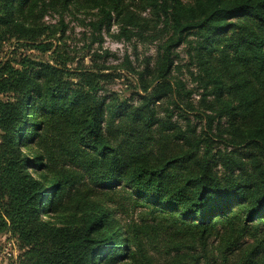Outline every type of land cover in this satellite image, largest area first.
I'll return each mask as SVG.
<instances>
[{"label":"trees","instance_id":"obj_1","mask_svg":"<svg viewBox=\"0 0 264 264\" xmlns=\"http://www.w3.org/2000/svg\"><path fill=\"white\" fill-rule=\"evenodd\" d=\"M71 5L159 44L134 102L106 64L0 63V232L21 264H264V0H0V46L52 51L45 17Z\"/></svg>","mask_w":264,"mask_h":264},{"label":"rangeland","instance_id":"obj_2","mask_svg":"<svg viewBox=\"0 0 264 264\" xmlns=\"http://www.w3.org/2000/svg\"><path fill=\"white\" fill-rule=\"evenodd\" d=\"M128 1L140 3V0ZM144 14L149 16L148 11ZM97 18L98 16L94 12L83 8L76 9L74 5L63 12L50 11L45 20L48 23L56 24L59 30L53 37L49 39L43 37L42 39L52 45V51H42L28 46L24 41L18 42L12 39L3 47L0 46V63L4 60H13L15 63L26 57L40 61L50 60L53 50H57L63 58L69 60V66L91 68L95 63L106 64L109 69L105 71L112 73V77L103 81L104 88L116 91L134 102L137 100L136 82L131 83L130 79H137L138 75L132 69L144 70L149 62L153 65L159 41H151L139 36H132L131 39L119 38L117 36L119 33L118 24L113 23L110 28L103 27L99 30L94 26V21ZM61 20L65 26L61 24ZM188 49L186 44L176 48L175 51L178 55L175 57V64L177 65L173 74L180 77L186 83L187 88H193L197 86V83L189 75ZM200 97V92L197 91L190 99V102L199 110L202 108V105L199 104ZM175 111L179 115L180 110L175 109ZM174 118L178 120L180 118V122H184V119L176 114ZM200 119L194 118L198 130L204 124L203 120L199 121ZM24 251L25 249L20 247L17 239L12 238L8 233L0 232V264H21Z\"/></svg>","mask_w":264,"mask_h":264}]
</instances>
